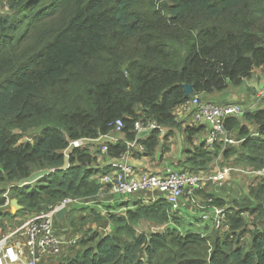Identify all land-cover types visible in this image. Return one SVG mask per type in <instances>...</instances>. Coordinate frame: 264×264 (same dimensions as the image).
Masks as SVG:
<instances>
[{
	"label": "trees",
	"instance_id": "16d2710c",
	"mask_svg": "<svg viewBox=\"0 0 264 264\" xmlns=\"http://www.w3.org/2000/svg\"><path fill=\"white\" fill-rule=\"evenodd\" d=\"M261 67L264 0H0V210L7 192L32 215L80 200L55 220L59 235L77 238L61 254L65 264H264L263 176L235 172L251 185L242 198L228 200L213 185L200 190L202 209L184 197L176 207L161 192L123 201L101 182L128 151L154 158L182 128L178 107L243 86ZM261 107L227 119L236 143L193 146L178 170L211 172L219 157L263 168ZM118 119L125 127L107 153L69 147L109 134ZM138 121L159 127L137 141ZM198 130L187 129L189 144ZM46 168L55 171L18 186ZM79 205L88 212L78 214ZM211 206L228 211L220 229L197 225Z\"/></svg>",
	"mask_w": 264,
	"mask_h": 264
},
{
	"label": "built area",
	"instance_id": "2783aa9c",
	"mask_svg": "<svg viewBox=\"0 0 264 264\" xmlns=\"http://www.w3.org/2000/svg\"><path fill=\"white\" fill-rule=\"evenodd\" d=\"M258 97L264 99V87L261 89ZM184 109L195 107V119L198 123L205 122L210 127L207 143L213 147L221 142L224 144H234L236 139L232 137L226 128V121L231 116H240L245 109L236 103H215L209 100H203L198 95L192 97L183 104ZM180 106V107H182ZM112 131L104 135L107 141L102 144V152H108V143L116 142L121 139L120 133L124 130V122L118 119L110 124ZM157 129L156 122L147 123L138 121L135 124V131L148 128ZM98 139L82 138L70 143L71 148H80L88 145L86 142H95ZM133 148L134 144H130ZM66 155L69 157V149ZM131 152L128 151L120 157L117 166L119 170L113 174L102 178V182L111 183L110 194H119L122 196H133L137 192L160 191L164 197L173 205L178 207L179 201L187 197L190 202L199 207L205 208L198 195L200 190L214 184H223L229 180L233 173H247L264 177V167L258 170H245L242 168L230 166H220L217 164L213 171L193 172L190 170L177 171L172 168L165 172L147 173L143 176L136 175L133 166L129 163ZM221 159V157H219ZM218 159V160H219ZM6 206H10L12 198L5 194ZM153 199H158L153 196ZM80 200L65 198L57 205L49 206L45 212L31 215L30 219L19 227H9L7 230L0 225V264H40L42 259L47 256H59L66 246H72L77 243V238H66L57 233L55 220L56 213L65 206L70 207ZM228 211L224 207L211 206L207 211L201 213L203 221L211 224L212 227L220 229L226 222ZM228 229V226L223 228Z\"/></svg>",
	"mask_w": 264,
	"mask_h": 264
},
{
	"label": "crops",
	"instance_id": "0c3cea01",
	"mask_svg": "<svg viewBox=\"0 0 264 264\" xmlns=\"http://www.w3.org/2000/svg\"><path fill=\"white\" fill-rule=\"evenodd\" d=\"M245 86V88H247L248 91L246 92H242V93H237L235 90H231L229 93L224 92H219V93H215L214 95H212L210 97V101L217 100L219 104H223V103H236L239 104L237 102L239 96L244 97V99L248 100L249 105L247 108L250 107H255L257 108L259 103L258 101H254V95H257L260 93L261 89L264 87V68H258L255 72L253 77L251 78H247L245 79V82L243 84ZM251 90V91H249ZM246 93L249 95L246 96ZM231 100V101H229ZM236 100V101H234ZM245 108V110L247 109ZM180 109V110H179ZM178 111L179 114L177 112L178 115V119L179 121H181V125L182 128L179 130H176L174 135L169 136V138L167 139V141L165 142V145H167V147H169L170 151H167V153H165L163 156H165V158H163V160H161L162 158V152H163V148L165 145H161L158 147L157 153L155 155L154 158H151L149 156L146 155L145 152L142 151V156L140 157H135V151H131V156H130V160L129 163L133 166V169L136 173V175H140L143 176L145 174H147L148 171L150 172H157L160 171L162 168H164L165 165H167L165 168L169 169L172 168L173 170H177L180 169V164L181 161L185 160L188 156V152L191 150H193V146H200L201 144H205L206 148H213V147H209L208 143H207V139L209 138V134H210V127L208 126L207 123L202 122V123H198V121L195 119V107H189L187 109H184V106H182L181 108L179 107ZM194 125V126H193ZM189 127H196L197 129H199L194 137V141L193 143L189 144L187 142V129ZM165 132V130L163 131ZM107 141L106 137H102L98 138L97 141L92 142H86L88 145H86L84 148L89 147L90 150L92 151H97L98 148H96V146H100L103 143H105ZM223 145H227L224 143H220ZM138 150V149H137ZM157 155H159L157 157ZM99 158V163L101 164V166H106L109 158L104 155L103 157L100 155H98ZM167 159V164H165ZM116 159H112L111 161H115ZM165 169V170H166ZM178 171V170H177ZM149 172V173H150ZM228 181V180H227ZM101 182H102V178H101ZM226 182V181H225ZM217 185L220 184H214V188L218 187ZM141 193H145V192H137L136 194H134L133 196L129 195V196H123V201L126 200H131L133 199L134 196H138ZM107 195L105 197H103V200L106 201L107 199ZM105 198V199H104ZM11 205V204H10ZM5 207H9V206H5ZM6 211L7 208H5ZM10 214H15L17 212H11L8 211ZM28 214V213H27ZM29 216L27 218H25L24 216H21V220L22 222L20 224H23L25 222H27L32 214H28ZM205 224H209L208 222H205ZM1 225V224H0ZM198 226H203L200 224H197ZM210 225V224H209ZM5 230H7L9 227H13V224H8L7 226H3ZM61 256H55L53 257L55 260H59ZM52 259V258H50ZM48 259V260H50ZM47 260L42 259L40 264H44V262ZM61 261V259L59 260Z\"/></svg>",
	"mask_w": 264,
	"mask_h": 264
},
{
	"label": "rangeland",
	"instance_id": "374dc122",
	"mask_svg": "<svg viewBox=\"0 0 264 264\" xmlns=\"http://www.w3.org/2000/svg\"><path fill=\"white\" fill-rule=\"evenodd\" d=\"M231 90H235L237 93H242V92H246V91H248L247 90V88H245V86L243 85V86H240V87H236V88H234V87H231V88H229L227 91H226V93H229ZM249 91H251V90H249ZM246 96H248L249 97V95L246 93ZM254 97V101H258V103H259V105H258V107H257V109L255 108V107H250L252 110L253 109H256V110H258V109H261V108H263V107H261V106H264V99H261V98H257V95L255 96H253ZM229 101H231V100H229ZM234 101H236V100H234ZM214 102L215 103H217L218 101L217 100H214ZM237 102L241 105V106H243V108L245 109V108H247L248 107V105H249V102H248V100H246V99H244V97H242V96H239V98H238V100H237ZM181 108V107H180ZM178 109H179V107L177 108V111L176 112H178V114H179V111H178ZM180 110V109H179ZM163 130V129H162ZM163 134H166V130H165V132H163ZM29 140L30 138L28 137V138H24L22 141H21V143L22 142H24V141H26V140ZM96 148H98L99 150H102V145H100L99 147L98 146H96ZM99 156L101 155L102 157L105 155V154H103V153H99L98 154ZM167 155V154H166ZM165 155V156H166ZM165 156H163V158H165ZM166 161V163L165 164H167V159H165ZM223 160L222 159H219V160H217V162H216V165L217 164H219L220 166H230V165H232V164H225V165H223ZM167 165H165L164 166V168H162L160 171H157V172H166V167ZM180 166V165H179ZM178 170V169H177ZM179 171V170H178ZM151 173V172H150ZM239 174H243V175H246L247 177L248 176H252L253 174H245V173H239ZM239 178V175L237 174V173H235V174H233L232 175V177L228 180V181H226V182H224L223 184H221V185H217L218 187H215L214 188V186H211L210 188H213V189H215V190H219V192L218 193H222L228 200H230V199H233V198H235V197H237V198H242V196H243V191L245 192V194L247 193V192H249V190H250V187H251V185H250V182L249 181H244V180H242V179H238ZM236 180V181H233V180ZM236 188H239V191L236 189ZM147 192H149L150 194H152V196H157V193H159L160 191H147ZM162 193V192H161ZM163 194V193H162ZM184 198H187V197H184ZM188 200V199H187ZM201 200H202V198H201ZM180 203V202H179ZM78 204H83L81 201L80 202H78ZM7 208V210L8 211H11L12 213L13 212H16V207H12V205H10L9 207H6ZM78 208V207H77ZM79 208H82L83 209V211H78V214H82V213H87L88 212V210H89V208H88V206H85V205H79ZM91 209V208H90ZM80 210V209H79ZM8 211H6V210H3V209H1L0 210V222H1V225L2 226H7L8 224H13V228L14 227H19L21 224V222H22V220H21V216H24L25 218H27L29 215V213L27 214V212H24V210H19V211H17V213H15V214H10ZM252 220H253V222H254V219H253V217L251 218ZM197 223L198 224H200V225H205V222L203 221V220H200V221H197ZM260 223H261V225H263L264 224V221H263V219H261L260 220ZM251 229H252V227H250ZM248 234L245 236V238H244V240L246 239V238H248ZM68 247H65L64 248V250H66ZM63 250V251H64ZM68 250V249H67ZM63 251H62V253H63ZM61 253V254H62ZM61 254L59 255V256H61ZM53 257H55V256H47V257H45L44 258V260H47V261H45L44 262V264H65V262L64 261H59L60 260V258L62 257H60L59 258V260H55ZM50 258H52V259H50ZM48 259H50V260H48ZM41 263V262H40Z\"/></svg>",
	"mask_w": 264,
	"mask_h": 264
},
{
	"label": "water",
	"instance_id": "95a60500",
	"mask_svg": "<svg viewBox=\"0 0 264 264\" xmlns=\"http://www.w3.org/2000/svg\"><path fill=\"white\" fill-rule=\"evenodd\" d=\"M185 90H186V96L190 97V95L193 93V86L192 85H185ZM154 130H155V128L152 127V128H148V129L139 131L137 133V137H136L137 141L146 138ZM68 166H69V157L67 156L66 163H65L63 168H66ZM54 171H55V169H49V168L37 170L33 174H31V176H29L27 178H24V179H21L18 182V186H24V185H28V184L34 183V182L38 181L39 179H41V178H43V177H45L47 175H50ZM11 205H12V207H16V209H17L16 212L19 211V210L24 209L23 205H21L19 203V200L17 198H13L12 199ZM68 212H69V207L65 206L64 208H62L61 210H59L56 213V218L58 220H63Z\"/></svg>",
	"mask_w": 264,
	"mask_h": 264
},
{
	"label": "clouds",
	"instance_id": "9594fccd",
	"mask_svg": "<svg viewBox=\"0 0 264 264\" xmlns=\"http://www.w3.org/2000/svg\"><path fill=\"white\" fill-rule=\"evenodd\" d=\"M103 137V136H102ZM101 138V137H100ZM58 233V232H57ZM62 236V235H61ZM69 247H72V246H69Z\"/></svg>",
	"mask_w": 264,
	"mask_h": 264
},
{
	"label": "bare ground",
	"instance_id": "6f19581e",
	"mask_svg": "<svg viewBox=\"0 0 264 264\" xmlns=\"http://www.w3.org/2000/svg\"><path fill=\"white\" fill-rule=\"evenodd\" d=\"M165 173H167V170H166V172Z\"/></svg>",
	"mask_w": 264,
	"mask_h": 264
}]
</instances>
